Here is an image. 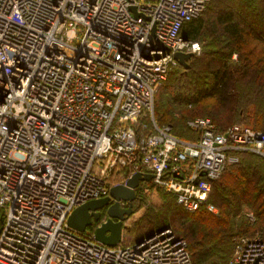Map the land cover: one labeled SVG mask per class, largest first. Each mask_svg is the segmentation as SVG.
Instances as JSON below:
<instances>
[{
  "label": "built area",
  "instance_id": "obj_1",
  "mask_svg": "<svg viewBox=\"0 0 264 264\" xmlns=\"http://www.w3.org/2000/svg\"><path fill=\"white\" fill-rule=\"evenodd\" d=\"M208 1L0 0V264H194L168 226L109 246L94 234L106 218L67 219L136 172L194 212L238 152L264 157V129L195 117L184 140L155 121L174 53L201 50L181 26ZM227 264H264V240L238 236Z\"/></svg>",
  "mask_w": 264,
  "mask_h": 264
},
{
  "label": "rangeland",
  "instance_id": "obj_2",
  "mask_svg": "<svg viewBox=\"0 0 264 264\" xmlns=\"http://www.w3.org/2000/svg\"><path fill=\"white\" fill-rule=\"evenodd\" d=\"M223 7H225L224 10L226 8L237 9L240 13L246 12L248 9L250 12L254 11V13L251 12L254 15L257 11H261L264 8V0H210L208 5L205 6L198 16V18L202 17L205 21L203 33L201 32L197 39L200 42L201 50L195 55L196 57L191 62L190 69L186 70L187 78H179L178 82L174 81V75L181 72L183 68L173 66L165 80H173L175 85L178 86V90L189 96V98L187 96L189 101L190 98L195 97V90L199 87L198 79H201V83L207 88H210L214 82L213 74L215 69L213 67L207 68L209 59L207 53L210 54L208 51L211 47H215L212 52L214 56L219 57L217 56L218 54L227 51L230 62L236 63L239 61V52L234 49L233 44L222 40L217 33V29L212 30L215 17L217 13L223 11L221 10ZM257 51L258 49H256ZM211 64L218 65L217 62H212ZM255 71L253 69V75ZM252 84L257 90L255 89V94H245L242 98V102L245 103H243V113L240 120L249 126L264 128V97H261L263 93H260L261 90H259L260 87L256 84V81H252ZM234 91V88L231 87V92ZM171 94L169 89H159L154 94V109L157 106V110H164L166 114L170 113L167 118L174 123V131L180 135L192 136L183 124V120L186 117L207 115L220 128L227 127L238 120L237 117H229L230 113L226 111V107H217L218 104L213 98L194 103H192L193 101H190V103H177L176 101H171ZM208 111L215 113V118ZM241 161L240 157L238 163L229 167L227 172L211 186L212 196L218 194L223 196L218 204L214 203L213 200L211 201V205L216 208L217 213H212L211 211L209 213L203 211L194 213L183 212L175 203L172 195L166 193L158 186H150L147 191L143 190L139 193L141 200L133 201L134 213L126 221L123 233L133 241L144 237L145 232L168 226L177 236L185 239L189 248L192 240L196 238H203L209 243H222L221 245L226 248L224 251L230 248V254L224 263L227 264L233 253L238 236L264 238V188L261 189L264 186V182L256 180L264 178L262 176L264 173V157L259 154L251 157V161L257 163L258 169H253V167L252 169H244L240 166ZM239 181H244L243 187H240L241 189L237 191L240 197L241 209L236 215L231 217L226 212L233 210L236 199L230 195L229 190L235 188V184ZM126 227L135 229L136 236L131 235ZM193 233H195V236ZM140 235L142 236L139 237ZM214 260L215 264H219L216 256H210L207 259L208 262H213Z\"/></svg>",
  "mask_w": 264,
  "mask_h": 264
},
{
  "label": "trees",
  "instance_id": "obj_3",
  "mask_svg": "<svg viewBox=\"0 0 264 264\" xmlns=\"http://www.w3.org/2000/svg\"><path fill=\"white\" fill-rule=\"evenodd\" d=\"M210 1V0H209ZM209 1L206 5H208ZM223 7L220 11V13H217L215 17V23L213 25V29H217V33L222 38V40H225V42H228L229 44H233L234 49L239 52V61L236 63L230 62L228 53H221L218 54L216 57L214 56L213 49L214 46L211 47V49L208 51L210 54L207 53L209 59H208V66L207 68L213 67L215 69V72L213 74L214 82L212 83L210 88L205 87L201 82V79H198V89L195 90V97L190 98V101L192 103L197 101H203L208 98H213L216 103L218 104L217 107L219 108H227V112L230 113L229 117H237L238 120L234 123L237 124H243L246 126H249L247 124H244L242 120V113H243V106L245 102H242V98L245 94L253 95L255 94L257 88L252 84V81H256V84L260 87L259 90H261L260 93H263L261 97H264V8L261 11H257L254 15V11H247L240 13L237 9H225ZM247 8V7H246ZM216 27V28H214ZM205 28V21L204 19L193 18L189 21H186L182 24L180 33L188 39L197 40L199 35H201V32L203 33V30ZM198 41V40H197ZM250 44L251 47H250ZM249 46V47H248ZM260 46V47H259ZM256 49L258 51L256 52ZM255 56V57H254ZM195 55L190 57L188 60V67H184L182 65L177 64L176 67L183 68L181 72L177 73V75H174V81L178 82L179 78L185 79L187 78L186 70L190 69L191 62L194 60ZM254 57V58H253ZM212 62H217V64H211ZM253 69H255V73L253 75ZM171 71V70H170ZM170 73V72H169ZM169 75V74H168ZM168 77V76H167ZM167 79V78H166ZM165 79V80H166ZM163 81L159 89L162 90H168L172 93V99L171 101H176L177 103H190L189 96L185 95L183 92L179 91L178 86L175 85L174 81L169 79V81ZM172 81V82H170ZM162 87V88H161ZM231 87L234 88V92H231ZM159 89L156 91V93L159 91ZM256 89V90H255ZM188 96V98H187ZM241 101V102H240ZM208 113H211L213 118L216 115L215 113L208 111ZM167 115H170V113L166 114L164 110H157V106L154 109V118L158 125L163 124H169L171 125V131L174 135L177 137L184 139V140H197L199 137L198 132L190 129L186 125V121L190 118L195 117H209L207 115H200V116H190L186 117L183 120V124L185 129L192 134V136H183L178 134L174 131V123L170 122V120L167 118ZM169 117V116H168ZM233 117V118H234ZM166 118V119H165ZM211 121L214 123L213 119L209 117ZM232 123V124H234ZM215 124V123H214ZM231 125V124H230ZM216 128L220 131L226 129L227 127H218L215 124ZM253 129H264V128H258L255 126H249ZM238 157L240 159L241 157V163L240 166H242L244 169H258L257 163H254L251 161V157L257 156L255 153L246 152V151H240L237 153ZM263 159V158H262ZM239 161V160H238ZM238 163V162H237ZM231 164L227 166L220 177L227 172L229 167L236 165ZM230 174V173H229ZM121 175H115L112 177L113 182H119L121 180ZM264 176V173L263 175ZM219 177V178H220ZM219 178L213 180L211 183V186L213 183H215ZM261 180L262 183L264 182V178L256 179ZM244 181H239L235 185V188H231L229 190L230 195L233 196L235 200L234 202V208L233 210H229L226 213L233 217L236 215L240 209H241V203H240V197L238 194V190H240L243 187ZM144 186H154V183L152 181H143L140 186L136 190V198L135 200L140 199V194L143 191ZM246 186V185H245ZM241 187V188H240ZM264 186L261 188L263 189ZM160 189H162L160 187ZM163 190V189H162ZM212 190V188H211ZM210 190L208 199L206 201V204L201 206L198 210L194 212H206L209 213V210L207 209V205L211 204V201L213 200L214 203H217L223 198V196L220 194L216 196H212V191ZM216 190V189H215ZM165 191V190H163ZM166 192V191H165ZM174 197L172 193L166 192ZM175 203L179 206V208L186 213H194V212H187L183 210V208L176 202V199L174 197ZM1 213H0V222L4 218V209L0 206ZM128 228L130 231V234L133 236H136V230L133 228ZM160 229V228H159ZM158 230V229H154ZM154 231L151 232H145V236L151 235ZM143 235V234H142ZM140 235L139 237H141ZM195 236V233H193ZM143 238V237H142ZM260 239L264 240L263 237H260ZM222 243H209V241H205L203 238H196L192 240L190 243V248L187 244L188 251L191 255L192 261L194 264H215V260L213 262H208L207 259L210 256H216L219 264H224L229 256V249H226L224 245H221ZM217 252V253H215Z\"/></svg>",
  "mask_w": 264,
  "mask_h": 264
},
{
  "label": "water",
  "instance_id": "obj_4",
  "mask_svg": "<svg viewBox=\"0 0 264 264\" xmlns=\"http://www.w3.org/2000/svg\"><path fill=\"white\" fill-rule=\"evenodd\" d=\"M194 54L192 52L174 53V58L179 65L188 67V60ZM152 174L136 172L126 184H120L111 189L110 195L90 200L75 208L68 216L67 222L75 230L84 232L87 226L93 224V218L101 219V209H106L107 218L95 228V239L109 246H115L122 240L125 222L134 213L133 201L136 198V190L141 181L151 180ZM111 201H113L111 203ZM121 201L129 203L127 208L121 206Z\"/></svg>",
  "mask_w": 264,
  "mask_h": 264
},
{
  "label": "flooded vegetation",
  "instance_id": "obj_5",
  "mask_svg": "<svg viewBox=\"0 0 264 264\" xmlns=\"http://www.w3.org/2000/svg\"><path fill=\"white\" fill-rule=\"evenodd\" d=\"M112 202H113V201H111V203H112ZM121 206L124 207V208H127V207L129 206V203L126 202V201H121ZM105 218H107L106 209H101V219H100V220H96V219L93 218V224L90 225V226H87L86 231L89 232V231L92 229V227H93L94 225H96L97 223L103 221ZM126 221H127V220H126ZM125 223H126V222H125Z\"/></svg>",
  "mask_w": 264,
  "mask_h": 264
},
{
  "label": "crops",
  "instance_id": "obj_6",
  "mask_svg": "<svg viewBox=\"0 0 264 264\" xmlns=\"http://www.w3.org/2000/svg\"><path fill=\"white\" fill-rule=\"evenodd\" d=\"M123 235H124V237H126V235H125V233H123ZM126 238H128V237H126ZM129 239V238H128ZM130 240V239H129Z\"/></svg>",
  "mask_w": 264,
  "mask_h": 264
}]
</instances>
